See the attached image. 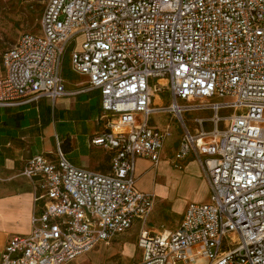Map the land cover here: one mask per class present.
<instances>
[{"label":"built area","instance_id":"obj_1","mask_svg":"<svg viewBox=\"0 0 264 264\" xmlns=\"http://www.w3.org/2000/svg\"><path fill=\"white\" fill-rule=\"evenodd\" d=\"M40 28L2 55L0 108L70 95L72 48L79 93H100L105 131L92 144L112 154L111 171L75 166L58 140L56 160L31 157L22 176L41 210L1 264H70L137 222V264H264V0H47ZM174 122V165L196 156L210 197L154 232L157 196L139 188L137 162L159 166Z\"/></svg>","mask_w":264,"mask_h":264},{"label":"crops","instance_id":"obj_2","mask_svg":"<svg viewBox=\"0 0 264 264\" xmlns=\"http://www.w3.org/2000/svg\"><path fill=\"white\" fill-rule=\"evenodd\" d=\"M81 78L85 83H81L77 89H69L65 80L70 95L59 99L55 105L47 99H41L39 102L27 106L0 108V264L3 250L9 239L13 235L29 234L32 229V218L41 210V203L35 201L30 182L22 176L31 157L45 154L56 160V145L60 141L63 145V147L61 146L63 153L75 166L103 174H108L111 171L112 154L107 149L92 144L93 139L105 131L104 123L100 122L102 115L100 93L98 91L79 93L87 84V79ZM198 114L188 116L192 118L199 116ZM157 125L160 126V124ZM181 138L182 131L177 140L178 145L173 148L171 156L166 153L165 145L161 163L157 168H154L149 160L139 159L137 162L139 188L157 196L155 207L148 220L150 229H153L152 216L160 202V194L167 195V193L164 189L158 191L143 188L140 178L144 173L138 174V164L148 165L145 173L151 170L156 172L163 164L173 167L179 172L190 173V167L193 165L202 169L198 158L193 154L181 163L182 169L175 167L174 160ZM34 147L38 149V154L33 155ZM200 175L204 188L208 191V196L196 201H186L184 208L181 205L180 208L183 211L180 224L189 203H203L210 197L208 181L203 179L205 174L200 172ZM155 179L154 176L152 178L153 185L156 184Z\"/></svg>","mask_w":264,"mask_h":264},{"label":"rangeland","instance_id":"obj_3","mask_svg":"<svg viewBox=\"0 0 264 264\" xmlns=\"http://www.w3.org/2000/svg\"><path fill=\"white\" fill-rule=\"evenodd\" d=\"M47 0H0V77L4 73L2 55L19 39V36L25 32L35 31L41 33V20L45 10ZM70 50L64 58L63 74L67 81L69 89H77L85 81L73 74L70 70ZM223 102L227 100H214ZM199 116H206L208 113H199ZM189 118V116H187ZM153 124L171 122L168 115L152 116ZM181 128L178 122H174L173 135L166 142V153L171 156L172 150L178 145V138ZM60 142V141H59ZM61 146L63 147L62 143ZM58 146L56 145V150ZM38 154V149L33 148V155ZM65 154V153H64ZM148 165L138 164V174H143L140 178V184L145 189H155L164 191L167 195H162L153 216L151 229L154 232L163 230L174 231L181 221V214L185 202L196 201L199 198L208 196V191L202 183L200 172L203 170L198 166H191L188 173L179 172L173 167L163 164L160 170L146 172ZM155 176V185L152 178ZM203 179L206 176L203 175ZM1 181V180H0ZM139 223L137 222L132 231L126 235L119 236L111 244H102L92 251L83 254L71 264H137L141 261L142 254L138 246Z\"/></svg>","mask_w":264,"mask_h":264}]
</instances>
